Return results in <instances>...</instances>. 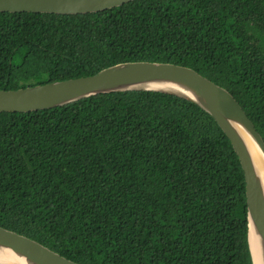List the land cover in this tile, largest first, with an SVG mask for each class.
<instances>
[{
  "label": "trees",
  "instance_id": "1",
  "mask_svg": "<svg viewBox=\"0 0 264 264\" xmlns=\"http://www.w3.org/2000/svg\"><path fill=\"white\" fill-rule=\"evenodd\" d=\"M128 61L194 69L264 141V0L0 11V89ZM0 226L79 264H253L231 142L197 104L159 91L0 112Z\"/></svg>",
  "mask_w": 264,
  "mask_h": 264
},
{
  "label": "water",
  "instance_id": "2",
  "mask_svg": "<svg viewBox=\"0 0 264 264\" xmlns=\"http://www.w3.org/2000/svg\"><path fill=\"white\" fill-rule=\"evenodd\" d=\"M129 1L131 0H0V11L83 14L114 8ZM160 84L175 85L178 90L163 88ZM126 90L173 94L194 102L212 116L231 142L243 170L247 235L252 260L253 264H264V184L257 175L240 129L250 136L263 159L264 141L231 93L194 69L169 62L117 63L89 76L18 89H0V112L37 111L66 105L99 93ZM0 247L10 249L24 258L27 264H79L31 238L1 226ZM1 254L3 253L0 252V257H3ZM0 264L15 263L0 260Z\"/></svg>",
  "mask_w": 264,
  "mask_h": 264
},
{
  "label": "bare ground",
  "instance_id": "3",
  "mask_svg": "<svg viewBox=\"0 0 264 264\" xmlns=\"http://www.w3.org/2000/svg\"><path fill=\"white\" fill-rule=\"evenodd\" d=\"M157 86V85H155ZM160 87L163 88H168V89H177L178 87L175 85H166V84H160ZM241 133L243 134V139L249 149V152L251 154L256 172L258 177L260 178L261 182H263L264 184V159L263 156L261 154V152L259 151V149L257 148V146L255 145V143L253 142V140L250 138V136L243 130H241ZM251 241L252 238H251ZM0 252L3 253L1 254L0 260H4L5 262L10 261L13 262L15 264H27V262L25 261L24 258L20 257L19 255L15 254L13 251H11L10 249L7 248H1L0 247ZM257 263V260L255 261Z\"/></svg>",
  "mask_w": 264,
  "mask_h": 264
}]
</instances>
